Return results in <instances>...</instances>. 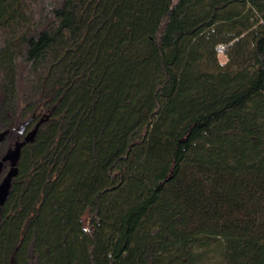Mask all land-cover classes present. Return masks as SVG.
<instances>
[{
    "label": "trees",
    "instance_id": "1",
    "mask_svg": "<svg viewBox=\"0 0 264 264\" xmlns=\"http://www.w3.org/2000/svg\"><path fill=\"white\" fill-rule=\"evenodd\" d=\"M41 119L0 264H264V0H0V158Z\"/></svg>",
    "mask_w": 264,
    "mask_h": 264
},
{
    "label": "water",
    "instance_id": "2",
    "mask_svg": "<svg viewBox=\"0 0 264 264\" xmlns=\"http://www.w3.org/2000/svg\"><path fill=\"white\" fill-rule=\"evenodd\" d=\"M44 121V119H41L35 128L25 136L24 141L16 143L12 149L0 158V207H2L8 199L12 188V182L18 175V163L24 145L34 142L37 132ZM9 134L10 130L8 129L0 131V145L7 139ZM6 163H9L10 168L2 178V172Z\"/></svg>",
    "mask_w": 264,
    "mask_h": 264
},
{
    "label": "rangeland",
    "instance_id": "3",
    "mask_svg": "<svg viewBox=\"0 0 264 264\" xmlns=\"http://www.w3.org/2000/svg\"><path fill=\"white\" fill-rule=\"evenodd\" d=\"M218 56H219V61L221 62V64H225L227 62L228 59H227L225 53H221L220 51H218ZM5 141L0 145V151L3 150V153L6 152V150H7L6 145L3 147V145L5 144ZM3 177H4V175L2 174V178ZM220 258L221 257L217 252L211 251L209 254V258L207 260V264H215L220 260Z\"/></svg>",
    "mask_w": 264,
    "mask_h": 264
},
{
    "label": "built area",
    "instance_id": "4",
    "mask_svg": "<svg viewBox=\"0 0 264 264\" xmlns=\"http://www.w3.org/2000/svg\"><path fill=\"white\" fill-rule=\"evenodd\" d=\"M217 50L220 51L221 53H225L226 47L224 45H220L218 46Z\"/></svg>",
    "mask_w": 264,
    "mask_h": 264
},
{
    "label": "flooded vegetation",
    "instance_id": "5",
    "mask_svg": "<svg viewBox=\"0 0 264 264\" xmlns=\"http://www.w3.org/2000/svg\"><path fill=\"white\" fill-rule=\"evenodd\" d=\"M9 164V163H8Z\"/></svg>",
    "mask_w": 264,
    "mask_h": 264
}]
</instances>
